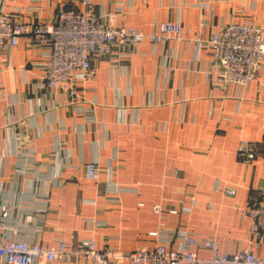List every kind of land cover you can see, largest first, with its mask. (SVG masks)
Here are the masks:
<instances>
[{
    "label": "crops",
    "instance_id": "0c3cea01",
    "mask_svg": "<svg viewBox=\"0 0 264 264\" xmlns=\"http://www.w3.org/2000/svg\"><path fill=\"white\" fill-rule=\"evenodd\" d=\"M90 3L100 20L110 13L116 25L144 33L178 21L182 40H144L127 60L115 59L118 48L94 59V77L76 83L78 99L42 86L41 53L25 39L1 54L0 205L33 195L46 201L36 212L41 244L65 241L74 252L50 264H92L75 252L81 239L99 249L151 246L148 233L160 223L212 238L221 253L243 250L250 221L239 209L264 187V65L257 82L223 91L207 74L208 51L194 39L229 21L264 26V0ZM27 6L42 17L58 6L83 10L81 0H0L6 11ZM240 140L258 144L248 164L237 158ZM25 146L36 175L17 164ZM90 161L99 167L97 179L85 177ZM227 187L235 193L226 195Z\"/></svg>",
    "mask_w": 264,
    "mask_h": 264
},
{
    "label": "built area",
    "instance_id": "2783aa9c",
    "mask_svg": "<svg viewBox=\"0 0 264 264\" xmlns=\"http://www.w3.org/2000/svg\"><path fill=\"white\" fill-rule=\"evenodd\" d=\"M83 10L58 6L45 17L33 16L34 6L6 11L0 7V55L16 46L20 38L37 47L41 53V84L47 90L61 91L80 98L75 93L76 83L90 80L95 75L94 59L110 58L116 50V60H127L139 45L147 40L151 45L165 44L167 39L182 40V27L178 21H162L149 33L125 24L106 21L91 7L90 0H81ZM201 25L207 24L205 15ZM195 45L205 48L210 55L207 74L225 91L229 86L245 87L258 81L264 65V26L254 20L229 21L218 25L207 36L198 35ZM83 100V98H81ZM17 164L24 172L36 175L30 162V151L25 146ZM254 141L240 140L236 154L242 163H250L258 152ZM27 151V152H26ZM98 165L90 161L85 165V177L97 179ZM233 195L231 187L224 189ZM46 208V201L36 197L26 203L0 205V264H50L63 261L70 254L65 241L57 247L43 246L38 238L39 223L36 212ZM12 211H16L13 214ZM153 211L161 214L158 205ZM242 217L250 221L247 231L249 244L241 251L221 253L212 238L198 236L180 229H167L163 223L148 234L154 244L131 251L109 246L99 249L93 239H81L75 252L92 264H264V187L256 190L239 209ZM171 213L176 211L171 210ZM163 217V216H162ZM198 250L209 252L207 256Z\"/></svg>",
    "mask_w": 264,
    "mask_h": 264
}]
</instances>
